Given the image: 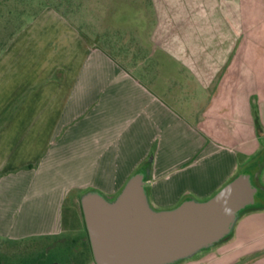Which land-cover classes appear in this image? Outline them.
Returning a JSON list of instances; mask_svg holds the SVG:
<instances>
[{
	"label": "crops",
	"instance_id": "crops-1",
	"mask_svg": "<svg viewBox=\"0 0 264 264\" xmlns=\"http://www.w3.org/2000/svg\"><path fill=\"white\" fill-rule=\"evenodd\" d=\"M193 40L127 65L52 7L15 35L0 54L1 237L58 235L72 197L114 202L137 173L150 207L169 211L252 168L264 150V56L211 55ZM262 165L249 171L261 191ZM198 253L201 264H264V208Z\"/></svg>",
	"mask_w": 264,
	"mask_h": 264
},
{
	"label": "rangeland",
	"instance_id": "rangeland-1",
	"mask_svg": "<svg viewBox=\"0 0 264 264\" xmlns=\"http://www.w3.org/2000/svg\"><path fill=\"white\" fill-rule=\"evenodd\" d=\"M132 1L136 4L134 11L140 12V18L145 15L154 18L149 25L153 29L151 38L154 49L157 47L169 53L168 50L179 43L183 46L179 48L184 51V45L194 39L198 42L197 48L209 46L211 55H218L224 46L228 52L236 47L235 55L241 54L244 58L256 55L260 59L264 56V0H152V4L148 3L149 0H8L0 7V54L13 36L39 12L52 7L65 14L89 39H94L96 35L104 37L111 34L114 53L127 65H130L128 60L153 61L134 31L112 32L103 29L107 13L114 12L117 7L119 12H124L127 10L125 3L133 5ZM207 29L210 31L208 37ZM197 30H202V34ZM151 64L146 70L153 73ZM222 72H219L212 88ZM86 235L81 198L75 195L65 207L62 233L20 239L0 238V258L10 264H18L48 250L59 253L57 264H73L72 261H79L83 255L89 257V247L81 245V239ZM68 246L72 250L67 251ZM191 257L175 264H201L200 255ZM87 264L95 263L90 257Z\"/></svg>",
	"mask_w": 264,
	"mask_h": 264
},
{
	"label": "water",
	"instance_id": "water-1",
	"mask_svg": "<svg viewBox=\"0 0 264 264\" xmlns=\"http://www.w3.org/2000/svg\"><path fill=\"white\" fill-rule=\"evenodd\" d=\"M144 174L137 173L114 202L98 193L81 205L96 264H175L229 236L239 215L261 189L240 173L205 202L187 200L169 211L148 202Z\"/></svg>",
	"mask_w": 264,
	"mask_h": 264
},
{
	"label": "trees",
	"instance_id": "trees-1",
	"mask_svg": "<svg viewBox=\"0 0 264 264\" xmlns=\"http://www.w3.org/2000/svg\"><path fill=\"white\" fill-rule=\"evenodd\" d=\"M5 1H8V0H0V7L4 4ZM133 3L134 2L132 1V4ZM148 3L152 4V0H149ZM125 5L127 7V10L124 12H119L118 7H117L114 9V12L112 11L111 13H107V15L105 14L107 17L105 16L103 20V29L105 31L109 30L112 32H122V31H132L133 32L134 31L133 33H135L136 36L139 37V41L141 42L142 46L146 50L149 51L151 58L156 61L157 60L161 62L164 61V57H165L164 52L160 51L159 49H154V46H153L154 43L151 38L153 29H151L149 25H150V22L154 20V18H150L148 15H145L143 18H140L139 17L140 12L134 11V8H135L134 6L136 4L130 5V4L125 3ZM55 10H57L59 13H61L63 16L67 18V16L63 14L60 10L58 9H55ZM110 36L111 34H106L104 37L102 35H96L94 39H89L88 37L83 35V37L85 38L87 42H89L92 45H96L97 47L105 51L107 54H109L114 59L121 61L114 53L113 51L114 49H112V43L110 40ZM14 37L15 36H13V38ZM116 45H118V43H116ZM119 50H121V47H119ZM263 161H264V150L261 152L260 156H258L255 159V161L253 162L252 168L248 170V172H245V173H249L252 175V173H250L251 171H254V172L261 171L262 166H263L262 165ZM256 198H257L256 204L253 206L247 207L245 210L251 209L254 207L264 208V190L260 191V193L257 194ZM0 238H3V237L0 236ZM66 250L67 251L72 250V247L68 246ZM89 251L92 252L90 245H89ZM58 254H59L58 252L53 253L47 250L38 256L26 259L24 260L23 263H18V264H57ZM0 264H10V263L5 262L0 258Z\"/></svg>",
	"mask_w": 264,
	"mask_h": 264
},
{
	"label": "flooded vegetation",
	"instance_id": "flooded-vegetation-1",
	"mask_svg": "<svg viewBox=\"0 0 264 264\" xmlns=\"http://www.w3.org/2000/svg\"><path fill=\"white\" fill-rule=\"evenodd\" d=\"M86 227H87V226H86ZM81 245L88 246V247H89V245H90V248H91V250H92L88 230H87V235H86V237H83V238L81 239ZM89 252H90V253H88V254H89V257H88V258L84 257V255H83V256L81 255L82 257L80 258L79 261H72V263H73V264H87L88 261H89V258L91 257V258L93 259L94 263L96 264L95 259H94V256H92V255H93V251H92V252L89 251Z\"/></svg>",
	"mask_w": 264,
	"mask_h": 264
}]
</instances>
